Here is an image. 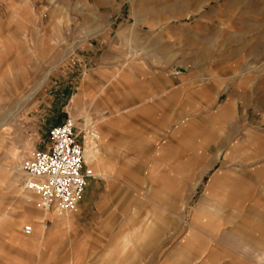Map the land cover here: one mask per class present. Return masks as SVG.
<instances>
[{"label":"crops","instance_id":"obj_1","mask_svg":"<svg viewBox=\"0 0 264 264\" xmlns=\"http://www.w3.org/2000/svg\"><path fill=\"white\" fill-rule=\"evenodd\" d=\"M254 40L257 52L246 66L235 54L180 82L152 69L132 78L126 69H108L105 80L116 75V84L105 92V60L85 58L92 69L76 103L83 105L79 95L109 99L95 109L112 115L102 120L97 176L78 212L42 225L47 211L32 208V194L8 165L17 159L16 148L0 159V184L29 208L19 218L35 227L29 240L48 246L25 252L37 253L38 264H264V217L252 210L237 218L243 198L245 204L264 201V31ZM223 89L229 93L219 103ZM12 118L9 113L0 127ZM205 178L203 196L190 207ZM189 208L191 224L185 225ZM45 225L51 227L46 237L40 233ZM0 232L17 244L26 239L13 227L0 225Z\"/></svg>","mask_w":264,"mask_h":264},{"label":"rangeland","instance_id":"obj_2","mask_svg":"<svg viewBox=\"0 0 264 264\" xmlns=\"http://www.w3.org/2000/svg\"><path fill=\"white\" fill-rule=\"evenodd\" d=\"M263 31L264 0H0V124L9 113L13 117L0 127V135L5 133L0 159L6 150L16 148L17 159L8 165L17 168L24 180L23 191L32 194L31 206L36 211L38 197L26 188L21 165L34 151L48 148L50 130L65 120L75 121L79 143L87 155L85 166L94 173L91 179L97 176L93 163L102 138L101 124L112 112L95 109L98 101L109 99L91 97L87 101L79 95L77 100H83V105L76 103V92L92 69L85 65V58L105 60L103 92L116 84V75L110 76L113 82L105 80L108 69H126L128 78L157 70V74L180 82L190 73L201 77L200 66L223 63L220 59L235 54L246 66L257 52L253 40ZM232 37L249 43L242 46L232 42ZM222 93L219 103L229 92L223 89ZM196 129L192 130L195 135ZM88 139L93 150L90 158ZM207 180L199 185L190 207L203 196ZM24 202L22 196L0 184V225L13 227L26 238L17 244L0 232V264H38V254L29 255L25 250L48 247L45 242L32 243L31 235L24 233L26 226L35 228L19 219L29 211ZM245 202L244 198L239 201L238 220L252 210L264 217V201ZM79 205L71 213L47 212L40 222L65 220L78 212ZM191 210L185 211V225L191 224ZM40 233L48 236L51 227Z\"/></svg>","mask_w":264,"mask_h":264},{"label":"built area","instance_id":"obj_3","mask_svg":"<svg viewBox=\"0 0 264 264\" xmlns=\"http://www.w3.org/2000/svg\"><path fill=\"white\" fill-rule=\"evenodd\" d=\"M49 136L48 148L34 151L21 165L26 188L37 195L38 209L71 213L77 210L94 173L85 166V151L74 120L53 127ZM24 233H33V227L26 226Z\"/></svg>","mask_w":264,"mask_h":264}]
</instances>
